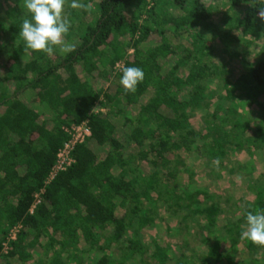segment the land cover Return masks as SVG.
<instances>
[{"label":"trees","instance_id":"trees-1","mask_svg":"<svg viewBox=\"0 0 264 264\" xmlns=\"http://www.w3.org/2000/svg\"><path fill=\"white\" fill-rule=\"evenodd\" d=\"M217 1L98 0L91 21L66 5L75 51L47 55L24 50L27 10L0 0V264H264V248L240 239L246 213L264 210V56L240 69L234 50L264 21L257 0H227L236 13L215 20ZM117 63L144 71L135 93ZM82 121L74 163L44 185L65 128ZM180 150L221 176L218 161L252 198L201 188ZM241 152L248 175L223 165ZM178 164L186 181L170 173ZM161 221L168 237H149Z\"/></svg>","mask_w":264,"mask_h":264},{"label":"clouds","instance_id":"clouds-1","mask_svg":"<svg viewBox=\"0 0 264 264\" xmlns=\"http://www.w3.org/2000/svg\"><path fill=\"white\" fill-rule=\"evenodd\" d=\"M28 16L23 19L19 36L24 41V50L42 52L52 55L58 48L62 54L75 51V45L67 43L65 37L69 33L71 23L65 14V6L72 9L92 11V5L83 3L82 0H23ZM260 5L259 18L264 21V0H257ZM122 72L120 84L124 92L135 93L137 85L142 83L145 74L139 67L118 65ZM96 108H93L94 112ZM195 147V145H194ZM215 163L218 164V161ZM241 240H247L257 247L264 248V210L257 209L246 213V225L242 231Z\"/></svg>","mask_w":264,"mask_h":264},{"label":"rangeland","instance_id":"rangeland-1","mask_svg":"<svg viewBox=\"0 0 264 264\" xmlns=\"http://www.w3.org/2000/svg\"><path fill=\"white\" fill-rule=\"evenodd\" d=\"M10 3H12V6L14 4H21L24 7V3L23 0H7ZM97 2L98 0L93 1L92 5V11L88 12V15L86 16V19L88 21H91L92 17L96 16V13L98 12V8H97ZM217 6H218V11L215 12L214 17L215 20H220L222 18V13L223 11H229V12H235L236 9H234L233 7H231L229 5V3H227V0H218L216 2ZM89 4V3H88ZM233 8V9H232ZM26 9V8H25ZM236 13V12H235ZM241 14V13H240ZM261 20V19H260ZM237 35H239L237 33ZM247 38H249V44L244 45L245 43L243 42H239L238 45L236 46V48L234 49L239 56V60H240V69H244L247 68V66L249 64L254 63V61H256L257 59H259L261 56H264V36L260 37V38H253V36H248ZM218 46V45H217ZM235 47V46H234ZM219 46L217 48L218 52L216 54H214L213 58L214 60L212 62L219 64V65H224L226 63H228L227 58L224 57V53L223 51L220 52ZM236 70V69H235ZM150 93H148V95H146V97L149 96ZM216 102V100H215ZM214 102V103H215ZM240 104L242 105V107L245 108V110L247 112H249L252 108H254V105H251V103H248L247 100H241ZM213 108H211L210 110H212ZM104 110V108L102 109ZM201 112H198V117H197V123H198V118L200 117ZM198 125H200V128H202L203 122H201L200 124L198 123ZM255 125V123H254ZM203 129V128H202ZM176 155L182 160V162L190 168L192 169L193 175H190V177L193 176V179L195 181V183H197V185H199L201 188H206V189H216L219 192L221 191H226V193H234V197L238 198V197H247L249 199L252 198V196L248 195V194H244V188L241 186V178L237 175H229L227 174V170L220 168L221 164H216L217 166L215 167V170H218L221 176H217V174H215L214 172H212L210 170V168L212 167L211 165L205 166V161L201 158H198L197 156H195L192 152H185L183 150L177 151L175 152ZM252 161L251 158L248 157V155L244 152L239 153L236 156V159L233 157H228L227 159H225V161L223 162V165L227 168H232L235 169L236 165H244V170L245 174L248 175V173L250 172V167L252 165H248V162ZM259 165L258 168H261V161L258 163ZM141 168L142 170H144L145 173H147L150 170L149 165H146V163L141 164ZM183 166L181 164L178 165H172L171 166V174L176 175V177L180 178L181 181H186L189 177V173H183ZM210 170V171H209ZM259 171V170H258ZM243 172V171H242ZM219 175V174H218ZM218 183V184H217ZM217 184V185H216ZM227 193V196H231ZM245 195V196H244ZM225 201V200H224ZM167 222L166 221H161L160 225H162L161 227L159 226H155L151 229H145L147 235L149 237H151L152 235H154L155 237H158L160 240L162 239H166V237H168V235H166L164 233V225H166ZM177 224V220H173L170 221L168 223V225H172L175 226ZM190 237V236H189ZM180 238V237H179ZM194 242V241H193ZM192 242V244L194 246H197V249L200 251L202 250V243L195 241L194 243ZM40 252L39 250H35V255H38ZM3 262V261H2ZM4 264V262H3Z\"/></svg>","mask_w":264,"mask_h":264},{"label":"built area","instance_id":"built-area-1","mask_svg":"<svg viewBox=\"0 0 264 264\" xmlns=\"http://www.w3.org/2000/svg\"><path fill=\"white\" fill-rule=\"evenodd\" d=\"M121 65L120 63L116 64V67ZM65 131L68 134V138L62 143L58 148L55 154V160L52 164L47 177L44 180V185L48 184L53 180L57 174L62 171H65L74 163L73 150L77 144L84 142L87 137L90 136V128L87 124V121H82L81 123L71 125L69 128H65ZM44 188H41L39 192L34 194V200L29 208V212L32 213L35 206L40 202V196L43 193ZM19 229V226L13 227L8 235L9 239H15L16 233ZM8 240V239H7ZM7 245L6 241L3 242V251H6Z\"/></svg>","mask_w":264,"mask_h":264},{"label":"crops","instance_id":"crops-1","mask_svg":"<svg viewBox=\"0 0 264 264\" xmlns=\"http://www.w3.org/2000/svg\"><path fill=\"white\" fill-rule=\"evenodd\" d=\"M242 153V152H241ZM37 250V249H36ZM39 252H40V250H39ZM33 256L35 257V258H37L38 256H39V254L38 255H35V250L33 251ZM16 264H19V263H16Z\"/></svg>","mask_w":264,"mask_h":264}]
</instances>
